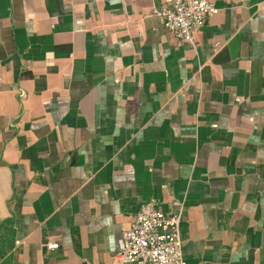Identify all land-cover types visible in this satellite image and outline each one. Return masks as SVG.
Listing matches in <instances>:
<instances>
[{"label":"crops","instance_id":"crops-1","mask_svg":"<svg viewBox=\"0 0 264 264\" xmlns=\"http://www.w3.org/2000/svg\"><path fill=\"white\" fill-rule=\"evenodd\" d=\"M208 1L191 47L168 0H0V264H119L149 200L185 264H264V0Z\"/></svg>","mask_w":264,"mask_h":264},{"label":"built area","instance_id":"built-area-1","mask_svg":"<svg viewBox=\"0 0 264 264\" xmlns=\"http://www.w3.org/2000/svg\"><path fill=\"white\" fill-rule=\"evenodd\" d=\"M218 9L208 0H168L154 13L162 29L180 44L194 46L193 33ZM175 213H164L155 200L140 205L118 241L119 264H185L181 254L179 224L181 204L173 201ZM50 250L58 247L47 244Z\"/></svg>","mask_w":264,"mask_h":264}]
</instances>
